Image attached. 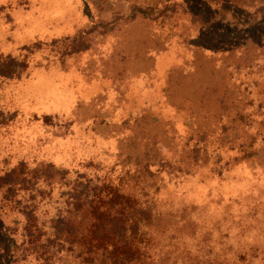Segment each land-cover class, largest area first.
Here are the masks:
<instances>
[{
	"label": "rangeland",
	"instance_id": "374dc122",
	"mask_svg": "<svg viewBox=\"0 0 264 264\" xmlns=\"http://www.w3.org/2000/svg\"><path fill=\"white\" fill-rule=\"evenodd\" d=\"M158 11L146 0H0V58L21 69L0 77L13 116L0 154L99 162L136 187L147 165L174 214L208 223L168 226L189 236L172 240L189 264H264V36L203 39L179 11L155 24ZM214 38L230 48L212 51Z\"/></svg>",
	"mask_w": 264,
	"mask_h": 264
},
{
	"label": "trees",
	"instance_id": "16d2710c",
	"mask_svg": "<svg viewBox=\"0 0 264 264\" xmlns=\"http://www.w3.org/2000/svg\"><path fill=\"white\" fill-rule=\"evenodd\" d=\"M146 5L159 6L153 21L177 11L187 15L199 24L203 39L212 33L234 35L233 30L240 33L226 36L243 42L264 36V0H146ZM213 43L205 45L212 51L230 48H222L216 38ZM1 58L0 77L18 78L16 58ZM4 107L0 103V128L13 118ZM160 172L146 165L136 187L122 181L124 174L110 176L99 162L74 169L5 151L0 154V264H189V252L179 250L173 237L181 247L189 243L182 234L190 225L208 223L172 212L161 190L159 196ZM176 217L182 234L174 236L176 227L168 226Z\"/></svg>",
	"mask_w": 264,
	"mask_h": 264
}]
</instances>
